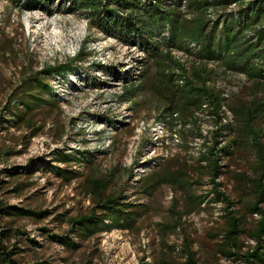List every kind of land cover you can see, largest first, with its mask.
Instances as JSON below:
<instances>
[{
    "label": "rangeland",
    "instance_id": "1",
    "mask_svg": "<svg viewBox=\"0 0 264 264\" xmlns=\"http://www.w3.org/2000/svg\"><path fill=\"white\" fill-rule=\"evenodd\" d=\"M22 4L0 0V113L18 99L15 89L24 76L63 63L79 50L86 55L73 70L50 79L55 104L33 115L32 128L0 122V204L47 211L41 217L10 213L0 220V230L8 231L3 244L18 248L14 258L22 264H163V259H182L180 248L188 236L203 264H244L217 251L226 228L224 203L209 202L203 210L183 214L176 230H163L183 213V190L163 184L149 195L141 184L169 165L188 172L196 194L211 192L200 156L213 119L200 113V128L189 122L183 138L180 123L168 126L163 115L168 101L156 87L162 67L181 74L185 68L186 75L212 67L179 51L170 54L176 66L167 67L168 59L150 60L140 48L91 28L82 12L69 11V0L40 2L31 11H22ZM212 70L217 73L212 83L230 102L253 96L250 79L218 66ZM129 84L137 86L135 92L124 93ZM35 126L39 131L33 135ZM62 154L76 159L63 162ZM253 161L250 150L239 148L225 161L227 173L218 179L241 213L245 209L236 173L250 172ZM99 177L108 180L104 195L124 193L126 201L143 210L136 227L114 228L87 239L72 234L68 244L49 239L42 228L64 234L68 218L89 211L93 195L87 179ZM257 218L248 217V228ZM248 234L245 244H254Z\"/></svg>",
    "mask_w": 264,
    "mask_h": 264
},
{
    "label": "trees",
    "instance_id": "2",
    "mask_svg": "<svg viewBox=\"0 0 264 264\" xmlns=\"http://www.w3.org/2000/svg\"><path fill=\"white\" fill-rule=\"evenodd\" d=\"M40 2L46 4L50 0H23L21 10L31 11ZM69 3V11L82 12L91 28L114 37L125 46H137L148 54L150 60L168 59L171 64L167 67L176 66L178 64L171 60L169 52L171 48H176L202 61H219L228 70L243 73L253 82L250 99L238 96L230 102L223 91L212 83L217 76L214 70L205 67L186 75L185 68L181 74L166 72L162 67L156 92L168 101L163 114L169 122L168 126L174 128L180 123L183 128L178 131L184 138L188 136L186 126L189 122L193 123L194 129L200 128V113L213 119V127L208 132L207 144L200 156L212 188L207 194H196L190 188L192 182L188 172L169 165L161 166L141 184L149 195L163 184L178 185L183 190L186 199L183 213L172 224L163 225V230H176L180 227L183 214L203 210L209 202L224 203L226 228L217 248L218 253L244 264H264V0H69ZM233 3L240 4L235 12H221L216 20L209 18L210 8L215 11L226 9ZM184 5L193 14L191 19L185 16ZM167 27L169 38L163 36ZM191 42L199 44L200 49L193 52L189 47ZM85 55L83 50H79L63 63L46 65L24 76L15 89L18 99L8 102L0 113V122L11 125L26 123L32 128L30 121L33 115L55 104L50 94V79L73 70L85 59ZM136 87L129 84L124 93L135 92ZM33 129L35 135L39 126ZM198 133L203 136L201 131L198 130ZM239 148L248 149L254 155L251 171L236 173L245 213L235 208L236 201L222 189V182L218 180L227 173L225 168L228 164L225 161L231 160ZM73 159H76L74 154L60 156L63 162ZM15 174V171L10 172V175ZM132 175L131 171L130 177ZM87 181L88 191L93 195L89 211L68 218L69 228L64 234L50 233L49 229L42 228L49 239L68 244L72 234L79 239H87L114 228L130 230L136 227L142 209L126 201L124 193L104 195L107 178H88ZM209 193L213 194L212 198H209ZM10 213L41 217L47 211L36 212L0 204V220ZM255 214L259 218L254 226L248 228V217ZM7 232L6 229L0 230V264H22L14 258L18 248L7 249L3 244ZM247 233L254 244H245L243 238ZM180 252L182 259H163L162 263L203 264L188 236L184 238Z\"/></svg>",
    "mask_w": 264,
    "mask_h": 264
},
{
    "label": "built area",
    "instance_id": "3",
    "mask_svg": "<svg viewBox=\"0 0 264 264\" xmlns=\"http://www.w3.org/2000/svg\"><path fill=\"white\" fill-rule=\"evenodd\" d=\"M199 1H218V0H199ZM248 1H251V0H246V2ZM240 7V4L239 3H233L231 5H229L226 9H218V10H214L212 8L209 9V18L211 20H216L219 13L221 12H235L236 10H238ZM182 10L183 12L185 13V16L188 18V19H191L193 17V14L190 13L187 9V7L184 5L182 7ZM169 28L167 27L166 30L163 32V36L165 38H169L170 37V32L168 30ZM111 38H114V37H111ZM115 39V38H114ZM117 40V39H115ZM118 41V40H117ZM119 42V41H118ZM120 43V42H119ZM121 44V43H120ZM134 47H137V46H134ZM190 49L193 51V52H196L197 50L200 49V45L197 44L196 42H191L190 43ZM182 52L183 54H186V55H191V56H194L196 57L195 55L187 52V51H184V50H180V49H176V48H171V50L169 51L171 54L175 53V52ZM197 58V57H196ZM198 59V58H197ZM200 60V59H198ZM202 61V60H200ZM205 63H207L210 67H212V69L216 66H218L220 69H222L224 72H227V73H232V74H238L246 79L249 80V78L247 77V75L243 74V73H237V72H234V71H230L228 70L223 64H221L219 61H204ZM218 87V86H217ZM219 89L222 90V88L218 87ZM223 91V90H222ZM223 95L228 99L229 96L226 95V93L223 91ZM228 114L231 115V113L228 111Z\"/></svg>",
    "mask_w": 264,
    "mask_h": 264
}]
</instances>
